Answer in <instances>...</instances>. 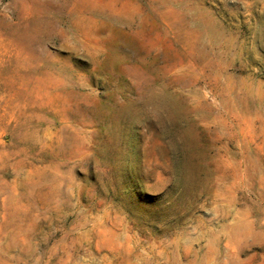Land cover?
I'll use <instances>...</instances> for the list:
<instances>
[{
  "label": "rangeland",
  "instance_id": "374dc122",
  "mask_svg": "<svg viewBox=\"0 0 264 264\" xmlns=\"http://www.w3.org/2000/svg\"><path fill=\"white\" fill-rule=\"evenodd\" d=\"M0 264H264V0H0Z\"/></svg>",
  "mask_w": 264,
  "mask_h": 264
}]
</instances>
